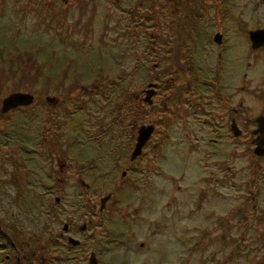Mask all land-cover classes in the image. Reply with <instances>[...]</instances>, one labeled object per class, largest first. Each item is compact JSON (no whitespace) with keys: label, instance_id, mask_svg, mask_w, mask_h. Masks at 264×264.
Returning <instances> with one entry per match:
<instances>
[{"label":"rangeland","instance_id":"374dc122","mask_svg":"<svg viewBox=\"0 0 264 264\" xmlns=\"http://www.w3.org/2000/svg\"><path fill=\"white\" fill-rule=\"evenodd\" d=\"M111 1L0 0V107L3 97L11 92L27 91L36 97L35 103L6 113L0 111V217L26 232L40 234L52 226L59 228L70 217L61 208L69 212L78 208L83 212L92 205L88 198L99 206V198L110 193L111 200L115 198L116 202L109 200L106 204L111 202V210L117 217L119 213L137 212L134 217L139 215L140 218L138 226H131L129 238L119 236V245L111 252L119 264H264V187L256 201L257 210L250 199L246 208L253 210V214L246 213L245 219L241 213L238 218L239 211H234L244 207L242 196L245 195L237 186H218L208 180L207 172L212 166L195 171L191 150L197 148L191 137L195 131L188 122L189 116L188 120L181 117L194 110L188 107V111L180 114V107H176L181 104L172 97L168 102L171 110H161L158 105L162 100L156 97L154 105L158 108L149 116L151 119L168 118L165 126H158L160 129L153 139H161L162 145L164 142L168 145L163 165L157 155L162 146L154 148L152 141L147 160L139 161L141 174H129L131 179L121 188L102 181V172L95 171L88 174L89 178L83 175L90 180L95 174L100 177L98 184L84 194L82 187L73 184L80 173L73 171L78 159L74 160L72 153L73 165L68 166L70 159L66 157L69 161L62 173H53L59 162L66 161L63 156L59 159L56 152L50 154L47 150L43 129L49 108L45 97L63 98L66 106L86 100L87 95L82 94L80 87L90 89L98 77L103 81L114 78L120 95H126L128 82L134 80L137 87L140 78L146 77L145 66L160 61L159 52H151L143 32L127 31L123 18L117 22L120 14ZM163 1L153 0L159 12L152 10L156 14L153 21L159 19V25L162 21L175 20L174 15L167 12L165 17ZM135 2L127 0L122 5L125 8ZM232 3L233 12L237 15L245 11L250 21L264 15V8L255 14L254 0H232ZM148 4L149 0H145L141 5L148 8ZM135 42L138 44L134 47ZM151 72L156 79L166 74L163 69ZM238 78L235 83L241 82ZM114 81L105 88L109 91L111 86L114 88ZM71 86L78 88L76 92L70 91ZM99 97L97 104L103 102ZM162 128L168 137L161 133ZM203 134L209 137L207 131ZM182 137L183 142H180ZM233 148L232 140L224 145L227 154ZM236 150L239 152L240 147ZM66 151L69 152L68 148ZM217 158L213 157L214 162ZM236 161L238 164V159ZM229 167L233 168L232 162ZM121 172L118 168L116 175L110 174L114 182L115 178L120 179ZM230 174L226 173L227 178ZM58 176L65 180L63 189L56 186ZM50 187L53 189L49 190ZM52 190L54 194L62 191L56 194L63 195L66 201L56 206ZM53 214L59 218L60 225L52 221ZM231 215L228 229L221 218L228 223ZM141 241H144L143 247L139 246Z\"/></svg>","mask_w":264,"mask_h":264},{"label":"flooded vegetation","instance_id":"af4514ba","mask_svg":"<svg viewBox=\"0 0 264 264\" xmlns=\"http://www.w3.org/2000/svg\"><path fill=\"white\" fill-rule=\"evenodd\" d=\"M125 1H111L120 14L117 22L123 18L127 31L143 32L151 52H159L160 61L145 66L146 77L140 78L137 87L134 80L128 82L124 91L126 95H120L114 78L107 79L106 83L107 80L98 77L90 89L80 87L82 94L87 95L86 100L66 106L62 103L63 98L55 96V102H48L45 97L49 108L43 129L47 150L51 151L50 154L56 152L59 159L63 156L66 161L59 162L53 173H62L72 153L74 160L78 159L73 171L80 173L73 184L82 187L84 194L98 184V174L92 180L88 179V174L95 171L102 172V181L121 188L131 179L129 174H141L143 169L139 161L147 160L149 146L160 129L158 126L166 124L168 119L167 116L161 119L149 117L158 108L154 105L156 97L162 100L158 105L161 110H168L172 97L181 104L176 107H180V114L188 111V107L194 110L181 117L189 119L195 131L191 133L189 130L197 146L191 148L195 171L212 166L213 169L207 172L208 180L218 186H237L245 195L242 196L244 207H239L234 213L239 211L238 218L244 213L242 217L246 219V213L252 215L254 212L247 210L248 201H254L252 206L256 211V201L264 187V44L254 47L250 38L251 31L264 28V15L255 21L248 20L243 10L236 15L232 0H164L161 6L165 9V17L167 12L174 15L175 20L162 21L159 25V19L153 21L156 15L153 12L159 13L153 0H149L148 8L141 5L145 0H136L135 4L124 8L122 4ZM253 8L255 14H258L257 10L261 13L264 0H254ZM137 44L135 42L134 47ZM156 69H163L166 74L156 79L151 72ZM235 78L241 82L235 83ZM254 80L256 82L253 83ZM113 81L115 87L110 85V91L107 90L105 87ZM72 87L70 91L76 92L78 88ZM97 96L103 99L102 103H96ZM148 126H153V131L137 150L139 130ZM160 131L168 135L163 128ZM203 131H207L209 137ZM123 136H126L125 140ZM183 139L180 138V142ZM228 140L233 141L234 148L227 154L224 145ZM153 142L154 148L162 146L157 155L163 165L167 160L168 145L166 142L162 145L161 139ZM236 147H240L239 152ZM216 156L218 158L214 162L213 157ZM230 160L233 168L229 167ZM69 164L73 165L71 159ZM118 168H121V176L114 182L111 175ZM84 173L88 178L83 177ZM226 173H231L230 177L227 178ZM64 182V178L55 177L58 189L65 187ZM50 193L55 195L56 206L66 201L63 195L54 194V190ZM107 195L110 197L106 200L103 196L99 198V206L88 198L92 205L83 212L78 208L73 209L74 212L61 208L70 217L60 225L59 218L53 214L52 221L58 222L60 227H49L40 234L26 232L14 222H6L0 217V264H91L92 261L119 264L111 252L119 245V236L129 238L131 226H138L140 218L139 215L134 217L137 212L119 213L117 217L110 207L116 199L111 200L110 193ZM109 200L111 202L107 205ZM231 217L228 216V223L221 218L228 229ZM149 233H152L150 228ZM141 242L139 246L143 247L144 241Z\"/></svg>","mask_w":264,"mask_h":264},{"label":"water","instance_id":"95a60500","mask_svg":"<svg viewBox=\"0 0 264 264\" xmlns=\"http://www.w3.org/2000/svg\"><path fill=\"white\" fill-rule=\"evenodd\" d=\"M250 38L254 47H258L261 44H264V28L257 29L250 32ZM57 99L55 96H46V101L55 102ZM35 101V95L27 92V91H15L11 92L5 97H3L1 101L0 111L1 113H6L9 110L16 108L18 106H27ZM153 131V126L141 127L139 130L138 142H137V150L141 148L142 144L146 141L149 135ZM257 149V147H256ZM110 195L104 197V199H108ZM104 200V201H105ZM103 201V204H104ZM91 264H97L95 261Z\"/></svg>","mask_w":264,"mask_h":264}]
</instances>
